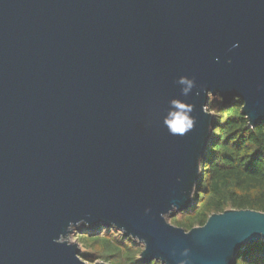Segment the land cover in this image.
Instances as JSON below:
<instances>
[{
    "label": "water",
    "instance_id": "water-1",
    "mask_svg": "<svg viewBox=\"0 0 264 264\" xmlns=\"http://www.w3.org/2000/svg\"><path fill=\"white\" fill-rule=\"evenodd\" d=\"M217 96L264 123V0H0V264H87L81 227L143 264H234L264 242L254 210L169 221L193 204ZM173 99L193 107L184 135L163 124Z\"/></svg>",
    "mask_w": 264,
    "mask_h": 264
},
{
    "label": "trees",
    "instance_id": "trees-1",
    "mask_svg": "<svg viewBox=\"0 0 264 264\" xmlns=\"http://www.w3.org/2000/svg\"><path fill=\"white\" fill-rule=\"evenodd\" d=\"M243 106L239 99L225 104L219 96L210 97L214 124L209 152L201 163L203 174L193 204L182 213L184 220H173L176 226L190 231L204 226L210 216L232 209L264 213V123L252 128L242 114ZM84 235L80 239L89 248L100 249L97 258L110 264H143L139 252L131 247L134 242L116 230L105 229L101 236L92 231ZM234 264H264V242L246 246Z\"/></svg>",
    "mask_w": 264,
    "mask_h": 264
},
{
    "label": "clouds",
    "instance_id": "clouds-1",
    "mask_svg": "<svg viewBox=\"0 0 264 264\" xmlns=\"http://www.w3.org/2000/svg\"><path fill=\"white\" fill-rule=\"evenodd\" d=\"M238 44L233 45L237 47ZM219 61V57L216 58ZM232 61L229 59L228 63ZM179 85L182 86V95L184 97H189L193 93V90L196 88L195 78H189L188 76H181L177 81ZM199 91L196 92V95H199ZM193 107L180 100L173 99L170 101V107L167 115L164 117L163 124L168 129L169 133L173 135H184L188 131L192 130L194 127V118L192 117ZM58 242H62L61 240ZM188 250L186 249L184 255L187 256ZM180 264H188L187 260H182Z\"/></svg>",
    "mask_w": 264,
    "mask_h": 264
},
{
    "label": "rangeland",
    "instance_id": "rangeland-1",
    "mask_svg": "<svg viewBox=\"0 0 264 264\" xmlns=\"http://www.w3.org/2000/svg\"><path fill=\"white\" fill-rule=\"evenodd\" d=\"M173 220H175L176 222L182 221V220H184V215L182 213H178V214H176V216L174 218H171L169 220L171 224H173V225L176 226V224L173 223ZM105 229H107V228H103L102 230L97 229L95 231V233L98 236H101L102 234H104ZM108 231H111V229H108ZM87 232H89V229H87V228L81 227V228L75 229L74 230V233L69 238V242L70 243H77V244H79L80 249H81V257H82V255L83 256L84 255H87V256H90V257L93 256L95 258L92 262H90L88 260H84V258H82L87 264H98V263L110 264V263L104 261L103 259H100V258H97L96 257L97 253L100 252V249L99 248H96V249L89 248V244L83 242L80 239L82 236H85L84 234H86ZM113 235H112V237H113ZM132 243H133V241H132ZM133 244H135V245H131V247H133L136 251L139 252V255L138 256H139V261H140V255H141L142 251L144 250V247L141 244L137 243V242H134Z\"/></svg>",
    "mask_w": 264,
    "mask_h": 264
}]
</instances>
